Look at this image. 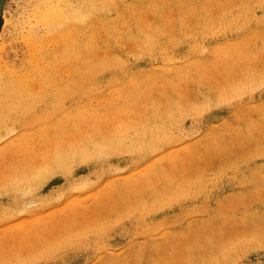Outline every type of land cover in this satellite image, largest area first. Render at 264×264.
Here are the masks:
<instances>
[{"label": "rangeland", "instance_id": "1", "mask_svg": "<svg viewBox=\"0 0 264 264\" xmlns=\"http://www.w3.org/2000/svg\"><path fill=\"white\" fill-rule=\"evenodd\" d=\"M0 264H264V0H3Z\"/></svg>", "mask_w": 264, "mask_h": 264}, {"label": "bare ground", "instance_id": "2", "mask_svg": "<svg viewBox=\"0 0 264 264\" xmlns=\"http://www.w3.org/2000/svg\"><path fill=\"white\" fill-rule=\"evenodd\" d=\"M226 1V0H225ZM223 3V2H222ZM82 18V17H81ZM5 20V19H4ZM6 21V20H5ZM6 23V22H5ZM4 23V24H5ZM234 23V22H233ZM8 24V22L6 23V25ZM92 39H94V38H92ZM82 55V54H81ZM68 88H69V86H68ZM230 92V91H229ZM239 92V91H238ZM175 109V108H174ZM120 137V136H119ZM62 163V162H61Z\"/></svg>", "mask_w": 264, "mask_h": 264}, {"label": "water", "instance_id": "3", "mask_svg": "<svg viewBox=\"0 0 264 264\" xmlns=\"http://www.w3.org/2000/svg\"><path fill=\"white\" fill-rule=\"evenodd\" d=\"M2 1H3V0H0V4H1Z\"/></svg>", "mask_w": 264, "mask_h": 264}]
</instances>
